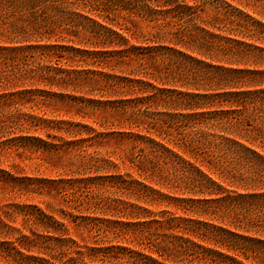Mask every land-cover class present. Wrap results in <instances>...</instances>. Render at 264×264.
<instances>
[{
	"label": "trees",
	"instance_id": "16d2710c",
	"mask_svg": "<svg viewBox=\"0 0 264 264\" xmlns=\"http://www.w3.org/2000/svg\"><path fill=\"white\" fill-rule=\"evenodd\" d=\"M256 9L264 0H0V126L33 125L47 140L12 141L76 156L56 181L0 171L50 211L0 200V264H264ZM51 99L80 120L34 111Z\"/></svg>",
	"mask_w": 264,
	"mask_h": 264
},
{
	"label": "rangeland",
	"instance_id": "374dc122",
	"mask_svg": "<svg viewBox=\"0 0 264 264\" xmlns=\"http://www.w3.org/2000/svg\"><path fill=\"white\" fill-rule=\"evenodd\" d=\"M232 4L235 5L234 2ZM248 12L253 18L264 23V11L256 9L257 13L252 11ZM126 25L131 30H134V27L129 25V23ZM128 43L131 44L133 41L128 39ZM239 67L244 68L242 65H239ZM24 109L27 108H18L17 112H22ZM34 111L38 113V115L44 114V117L50 120H80V118L73 115L75 110L67 105L66 99L39 100ZM92 120H94V118ZM92 120L87 121L91 122ZM95 126L97 127L98 125L95 124ZM20 137L47 140L45 132L33 125L20 126L19 123L7 122L5 125L0 126V171L11 172L17 177L26 176L56 181L61 176L65 177L66 172L74 170V167L70 164L76 161V156L70 152H66V149L63 147L58 148L57 151H43L42 148L38 150L28 149L30 145L28 142L12 141L20 140L18 139ZM2 143H5L4 146H2ZM98 148L100 151L112 150L109 144H102L98 146ZM1 176L3 175L0 172V177ZM237 192L241 193L242 191ZM26 196L27 195L22 191L7 186L0 181V200L9 198L10 201L14 202H29L31 204H36L47 213L50 212L46 209L43 202L47 197L41 198L40 196H36L30 199ZM14 226L20 227L19 218L14 223ZM4 238H7V236Z\"/></svg>",
	"mask_w": 264,
	"mask_h": 264
}]
</instances>
